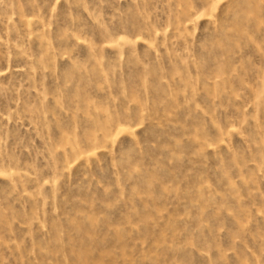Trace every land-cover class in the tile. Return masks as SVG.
I'll list each match as a JSON object with an SVG mask.
<instances>
[{
	"label": "rangeland",
	"instance_id": "1",
	"mask_svg": "<svg viewBox=\"0 0 264 264\" xmlns=\"http://www.w3.org/2000/svg\"><path fill=\"white\" fill-rule=\"evenodd\" d=\"M0 264H264V0H0Z\"/></svg>",
	"mask_w": 264,
	"mask_h": 264
}]
</instances>
